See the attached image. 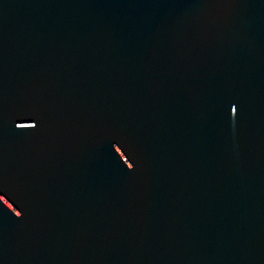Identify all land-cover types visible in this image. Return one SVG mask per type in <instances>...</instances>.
I'll return each instance as SVG.
<instances>
[{
  "label": "water",
  "instance_id": "95a60500",
  "mask_svg": "<svg viewBox=\"0 0 264 264\" xmlns=\"http://www.w3.org/2000/svg\"><path fill=\"white\" fill-rule=\"evenodd\" d=\"M0 264H264V0H0Z\"/></svg>",
  "mask_w": 264,
  "mask_h": 264
}]
</instances>
